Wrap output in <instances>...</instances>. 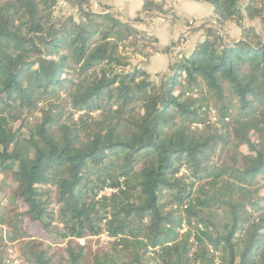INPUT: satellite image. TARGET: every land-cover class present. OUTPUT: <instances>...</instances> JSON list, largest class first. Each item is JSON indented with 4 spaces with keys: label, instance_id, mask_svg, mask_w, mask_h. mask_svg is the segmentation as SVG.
Wrapping results in <instances>:
<instances>
[{
    "label": "trees",
    "instance_id": "trees-1",
    "mask_svg": "<svg viewBox=\"0 0 264 264\" xmlns=\"http://www.w3.org/2000/svg\"><path fill=\"white\" fill-rule=\"evenodd\" d=\"M143 1L0 0V264H264V0L156 75Z\"/></svg>",
    "mask_w": 264,
    "mask_h": 264
},
{
    "label": "crops",
    "instance_id": "crops-1",
    "mask_svg": "<svg viewBox=\"0 0 264 264\" xmlns=\"http://www.w3.org/2000/svg\"><path fill=\"white\" fill-rule=\"evenodd\" d=\"M169 1L166 0V3H168L169 6H172L171 2H169ZM175 1L176 2L174 3V5L176 6L175 8L178 10V11L175 10L177 13V16H178V20H177L178 22L176 21L177 22L176 26L171 25L173 20H175V17H172V16L156 17V19L153 22V25H151V28L146 27L144 24H142L143 22L139 23L138 26H140L141 28H148V29L150 28L149 30L153 31L155 33V35L159 38V41H160L162 46H166L168 44L173 43V40H177L176 38H179V36L183 32H186V35H185L186 40H189L190 45L188 44L189 47L187 49L184 48L183 50L187 54H191L194 51V49L196 48V46L200 42H202L205 38L204 29H198L197 30L195 28L200 26V25H203V24L206 25L209 23H216L215 19L213 18V11H212V8L206 3H200L197 1H193V0H175ZM111 4H113V8L119 12L118 14L121 16V18L123 20H128V19H131L137 15L138 11L143 6V0H138L136 8H134L133 12L129 13L128 16L127 15L124 16V14L122 13V10L114 3V0H113V2H111ZM179 8L181 10H179ZM198 14H199L200 18H202L203 20H201L196 25H193V26L189 25L186 27V25L182 21V19L187 21V19H189L191 17H195L196 15L198 16ZM126 16L129 18H127ZM159 18H162L163 21H160ZM229 25L235 26L234 24H229ZM240 38L241 37L237 38L236 40H240ZM179 40L180 39H178V41ZM170 56H171V54H169V55L168 54L153 55L150 58L149 65H148L147 69L153 75L166 72L169 68V64L171 63ZM157 63H159L160 68L158 70L154 71L153 67L156 66Z\"/></svg>",
    "mask_w": 264,
    "mask_h": 264
},
{
    "label": "rangeland",
    "instance_id": "rangeland-1",
    "mask_svg": "<svg viewBox=\"0 0 264 264\" xmlns=\"http://www.w3.org/2000/svg\"><path fill=\"white\" fill-rule=\"evenodd\" d=\"M106 3H108V5L111 7L110 9H109V11L108 12H114V13H116L117 14V16H118V18H120V19H122L121 18V16L118 14L119 12L116 10V9H114L113 8V4H111V2H113V0H104ZM156 1H158V2H162V3H164L165 5H164V8H165V13L164 14H162V13H157L156 15H153V16H147L146 15V13H144V15H143V23L142 24H144L146 27H150L151 28V25H153V22H154V20L156 19V17H159V16H162V17H165V16H172V17H175V20H173V22L171 23V25H173V26H176V24H177V20H178V16H177V13H176V11H178L175 7V5H174V3L176 2L175 0H168L169 2H171V5L172 6H169L168 5V3H166V0H156ZM144 2V1H143ZM114 3L122 10V13L124 14V16L125 15H129V13H131V12H133V10H134V8H136V6H137V3H138V0H114ZM62 5V7L63 8H65L64 9V12H66L67 10H69V11H73L71 8H69L67 5H65L64 3H61ZM61 7V8H62ZM208 7V6H207ZM95 8L96 9H98V11H103V8H101V7H98V4L96 3L95 4ZM142 8V7H141ZM141 10V9H140ZM139 10V11H140ZM176 10V11H175ZM179 10H181L180 8H179ZM139 11H138V13H139ZM138 13H137V15H138ZM137 15L136 16H134L133 18H131V19H128V20H132V19H134V18H136L137 17ZM146 15V16H145ZM126 16V17H127ZM127 18H129V17H127ZM183 18V17H182ZM174 19V18H173ZM123 20V19H122ZM159 20L160 21H163V19L162 18H159ZM201 20H203L202 18H200V16H199V14H198V16L196 15L195 17H191V18H189V19H187V21L186 20H184V19H182V21L185 23V25H186V27L187 26H189V25H192V24H195L196 22H197V24L201 21ZM124 21H127V20H124ZM177 21V22H176ZM140 27V26H139ZM149 28V29H150ZM178 28V27H177ZM140 29L141 30H146V31H149V32H151V33H153V34H155L153 31H151V30H149L148 28H141L140 27ZM222 33H224V34H226V36H228V39L229 40H236L237 38H239V37H241V31H240V29L237 27V26H233V25H229V26H227L226 28H225V31L224 32H222ZM186 32H183L180 36H179V38H176L177 40H173V43H171V44H168V45H166V46H172L171 47V53H169V54H171V56H170V58H171V60H172V56H174L175 55V53H178V51L180 50V49H187L188 47H189V40H186ZM178 39H180L179 41H178ZM197 39V38H196ZM177 43H181L179 46H177ZM161 44V43H160ZM165 44V43H164ZM189 44V45H188ZM162 46V45H161ZM165 47V46H164ZM168 54V55H169ZM156 55V54H155ZM139 63V61L138 60H136V61H134V64L136 65V64H138ZM148 65H149V63L147 64V66L146 67H148ZM164 65V64H163ZM160 68V66H159V63H157V65L156 66H154L153 67V70L154 71H156V70H158ZM215 115H216V113H215ZM40 116V114H36L34 117H39ZM242 150L245 152V153H247L248 152V149H247V147L246 146H244L243 148H242ZM3 179V177L1 176L0 177V181ZM4 195H2V197H3ZM5 203V202H4ZM26 227L28 228V231L29 232H31V233H36V234H38V235H44V233L41 231V229H40V226H39V224L37 223V222H35V223H31V222H27V225H26ZM109 240V238L106 236V235H103V236H101V237H98V238H94V241H93V245H94V248H97V247H99V246H103V245H105L106 244V242ZM80 242L81 243H84L85 241L84 240H80ZM18 245H19V243H17Z\"/></svg>",
    "mask_w": 264,
    "mask_h": 264
},
{
    "label": "built area",
    "instance_id": "built-area-1",
    "mask_svg": "<svg viewBox=\"0 0 264 264\" xmlns=\"http://www.w3.org/2000/svg\"><path fill=\"white\" fill-rule=\"evenodd\" d=\"M197 24V22L195 23V24H192V26L193 25H196ZM188 171H187V169L186 168H183L182 170H181V172L179 173V175H183V174H186ZM17 263V262H16Z\"/></svg>",
    "mask_w": 264,
    "mask_h": 264
}]
</instances>
